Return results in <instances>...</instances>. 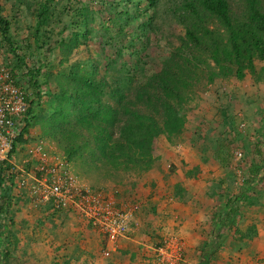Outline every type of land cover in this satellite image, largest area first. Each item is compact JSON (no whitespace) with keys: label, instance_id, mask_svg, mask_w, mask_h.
<instances>
[{"label":"rangeland","instance_id":"1","mask_svg":"<svg viewBox=\"0 0 264 264\" xmlns=\"http://www.w3.org/2000/svg\"><path fill=\"white\" fill-rule=\"evenodd\" d=\"M40 1L0 0L3 15L11 23L12 40L16 43L14 51L0 33V63L14 68L22 85H28L24 77L27 71L25 65L41 69L39 80L43 97L36 109L38 119L30 128L32 139L43 137L64 153L62 145L54 140L57 137L55 133H46L44 124L57 99L65 98L77 85L74 73H80V70L85 79L92 77L96 83L107 82L103 96V113L94 119L107 126L115 136L121 134L122 127L131 118L132 114L126 109L127 105L132 110L153 113L163 120V110L166 109L161 100L165 92L162 88L164 74L179 75L175 79L180 97L172 93L170 98L186 113L187 122L181 134L173 135L169 139L170 135L163 134L155 142L156 157L158 155L164 158L161 154V151H165L164 145L171 153L166 158L165 165L157 167L155 162L148 170L157 168L161 177L157 180H162L159 184L161 189L155 190V194L161 197L163 208L160 212H153V218L149 217L152 223L146 234L151 241L148 244H154L153 248H149L153 250V254L148 252L144 244L146 249H143L142 255L136 250L138 246H131L128 250L120 247L122 239L133 238L136 215L130 222L126 235L118 237L112 244L104 233L79 217L71 208L56 212L36 192L13 186L11 195L14 200L11 213L8 214L10 218L6 223L0 221L1 225L5 223L8 227L5 230L0 225L1 264H112L113 251H120V256H124L132 264L142 263L147 252L149 255L146 258L154 260L148 264H160L156 257V248L171 235L180 237L185 259L186 238L183 233L186 235L187 232L198 231L200 235L207 237L212 226L211 217L217 205L241 191L247 167L257 156L259 149L264 156V60L255 56V64L262 77L260 80H256L249 70L242 80L233 73L220 72L209 52L190 40L182 20L193 23V29L200 31V35L205 31L202 24L196 22L194 15L188 12L181 19L173 17L167 10L168 5H165L167 11L162 8L160 15L154 17L153 23L157 24V29L150 28L145 31L142 39H131L136 27L142 23L139 21H147L152 15L146 9L147 1L140 0H134L136 4H128V0H108L122 2L132 11L138 6L143 12L138 21H132L126 28L125 35L115 37L112 43L106 37L105 28L108 27L110 34L116 36L118 16L115 17L113 11L111 13L102 7L100 0H55L59 10L71 6L70 12L65 10L66 12L61 13L65 23L78 19L75 8L87 5L95 11L99 8L102 10L95 14L94 21H90L92 30L86 39L81 37L73 42L70 36L65 38V42L56 45L59 30L64 24L57 22L53 33L49 35L51 39L47 41L43 36L40 46H37L33 29ZM229 1L235 15L245 13L243 0ZM260 1L264 9V0ZM118 9L121 10L122 7L119 6ZM206 28L224 34L223 25L217 18L209 19ZM68 33L69 30L64 35L67 36ZM69 42L72 45L67 47ZM131 44L143 53L141 62H137L138 57L130 51ZM117 86L121 87L124 96L111 97L108 92ZM29 89L31 87L28 85L27 90ZM64 101L67 103L68 100ZM27 142L23 140L18 144L21 149L18 154L23 153L22 159ZM258 144L260 148L257 147ZM82 152L80 158L72 161L79 181L92 189L100 188L101 193L113 199L121 209L136 202L140 203V212L144 203L141 202L139 192L128 188L124 190L123 186H131L135 182L132 178L142 177L148 171L114 168L94 161L91 149ZM177 169H180L179 172ZM176 174L184 175V182L171 178L176 177ZM3 192L0 189V195ZM180 206V210L185 212L184 217L177 212L179 209L176 207ZM63 214L74 215L78 221L86 223V230L92 231V234L79 240L87 245L86 250L80 248L82 251L78 250L77 254L72 255L61 250L65 245L71 246L78 242L77 236L76 239L66 237L61 242L55 238L58 225L55 219ZM234 218L232 230L227 231L236 234L237 237L232 234L230 236V241L236 248L240 245L238 243L244 241L237 231L244 232L249 223L255 224V220L264 228V181L254 187L250 200L243 201ZM194 220L197 223L190 225ZM204 244L205 242L201 245ZM78 245L75 244L77 247ZM132 249L136 252L131 255ZM115 256L118 257L116 254Z\"/></svg>","mask_w":264,"mask_h":264},{"label":"trees","instance_id":"2","mask_svg":"<svg viewBox=\"0 0 264 264\" xmlns=\"http://www.w3.org/2000/svg\"><path fill=\"white\" fill-rule=\"evenodd\" d=\"M140 1H147L146 9L150 10L152 15L147 21H139V23H142L136 27V30L130 36L131 39H135V37L142 39L145 36V31L150 30V28L157 29L158 26L153 23V20L155 16L158 17L160 15L162 8H164L163 11L168 10L173 17L179 19L186 16L185 13L188 12L194 15L196 22L199 21L205 30L200 35V31L193 29V23L182 20L186 25L188 37L193 41L194 45L199 44L209 52L211 60L214 61L220 72L233 73L238 79L242 80L247 76L246 71L249 70L256 80L262 78L255 64V56L264 60V9L260 0H243L245 13L240 16L235 15L229 0H164L165 3H163V0ZM100 3L102 7L111 11V13L113 11L115 17L118 16L116 36L110 34L108 27L105 28L109 43H112L115 37L125 35L124 32L130 23L138 21L143 13L138 6L132 11L127 8L126 4H122L119 1L114 3L108 0H100ZM130 3L136 4V1L128 0V4ZM165 5H168L167 10ZM119 6L122 7L121 10L118 9ZM70 7H63L62 10H59L55 0H41L39 2L33 29L34 41L37 46H40L43 36L47 41L51 39L49 35L53 33L57 22L64 24L59 30V38L55 41L56 45L61 44L63 41L65 42V38L70 36L73 42L81 37L84 39L88 37L92 30L90 21L95 20V14H99L102 8L96 11L87 5L75 8L74 12L78 19L74 22L65 23L61 13L63 11L70 12ZM211 18L219 19L223 25L224 34L221 35L214 29L206 28V23ZM68 30V35H64ZM10 32L11 23L3 15L0 5V33L11 48L16 51V43L12 40ZM71 45V43L67 44V47ZM130 47V51L138 57L137 62H141L143 53L132 46V44ZM25 66L27 71L24 77L33 94L28 113L29 120L24 133L30 130L35 120L37 121L38 114L36 109L43 97L41 93L42 85L39 80L41 75L40 67ZM92 70H95L94 67H92ZM79 72L77 74L74 73L77 85L73 87L69 94H66L65 98L57 99L48 115L49 118L45 119L47 124V126L44 124L45 132L55 133L57 137L54 140L62 145L63 154L71 162L80 158L83 150L91 149L93 160L100 161L105 165L126 171L133 169L148 171L151 169L157 160L155 155L156 139L163 134L170 136L179 135L186 127V113L174 104L170 98L172 93L180 97L177 90L178 84L175 79L179 75L177 73L162 75L165 80L162 88L165 89V92L161 100L166 106V109L163 110V120L158 119L153 113L147 114L132 110L126 104V109L130 110L132 114L131 118L122 127L121 134L115 136V133L109 130L107 126L94 119V117H98L103 113V106L105 105L103 96L104 92H106L105 86L107 82L96 83L92 77L85 79L84 73L81 70ZM17 79L20 83V79ZM108 93L111 97L124 96L119 86ZM156 98L159 99L158 95H156ZM64 100H68L67 103ZM23 140L24 137L21 134L17 138L11 154L16 152L17 143ZM257 147L260 148V144ZM256 155L247 167L241 191L219 203L212 214L209 238L203 245L204 255H202V259L204 264H209L213 254L227 242L231 234L237 237L235 233L227 231V229L232 230L234 226V214L239 211L244 200H250L254 187L264 181V156L260 149ZM11 196V190L5 191V193L0 195V221L3 220L5 223L10 218L8 214L11 213ZM60 212L63 211L61 210ZM5 223L3 225L0 223V225L2 228L5 227V230H8ZM237 233L243 240H251L257 236L258 230L256 224L249 223L244 232L239 230Z\"/></svg>","mask_w":264,"mask_h":264},{"label":"built area","instance_id":"3","mask_svg":"<svg viewBox=\"0 0 264 264\" xmlns=\"http://www.w3.org/2000/svg\"><path fill=\"white\" fill-rule=\"evenodd\" d=\"M32 94L27 85L19 83L14 68L0 63V189L5 193L15 186L36 192L56 212L71 208L113 244L126 235L140 203L119 208L100 188L92 189L80 182L72 162L53 143L40 136L32 139L30 130L24 133ZM21 134L29 143L24 158L18 162L16 152L11 151ZM181 244L178 235L166 237L156 248L158 262L179 264L184 260Z\"/></svg>","mask_w":264,"mask_h":264},{"label":"crops","instance_id":"4","mask_svg":"<svg viewBox=\"0 0 264 264\" xmlns=\"http://www.w3.org/2000/svg\"><path fill=\"white\" fill-rule=\"evenodd\" d=\"M30 134H31V131H30ZM169 138H171V136L168 137V139ZM24 140H27V139H24ZM27 141L28 142L26 143V146L29 143V140H27ZM164 149H165V151H161V154L164 156V158L158 157V155H157L158 159H157L156 165H155L157 167L159 165L160 166L165 165L166 158L169 156V153H171L167 149L166 145H164ZM20 150L21 149L18 148L16 151L17 153L15 154V156L17 155L16 158H17L18 162L22 161L23 153L18 154L20 152ZM179 170L177 169V172H179ZM159 174L160 173L157 171V168H154V169L148 171L147 173H145V175L142 177L132 178L133 180H135V182L133 184H131V186H127V185L123 186V188H125L124 190H127V188H128V189H132V190L139 192L140 197H141L140 199H142L141 202L144 203L140 212L138 211V214L136 216V223H135L136 225H135V227L133 229V233H132L133 238L132 237H131V239L127 238L128 240L122 239L120 241V244H121L120 247L124 248V250L131 249V246H138V248L136 250L141 255H142L141 252H143V249L145 250L146 248L148 249V252H151L153 254V250H150L149 248H153L154 244L153 245L148 244L151 241L148 240V237L146 234H147L148 228L151 226V223H152L151 220L149 219V217L153 218L152 215L155 212L157 213V210H159L158 212H160L161 208H163L162 202L160 199L161 197H159L158 195L155 194V190L161 189V188H159V184L162 183L161 182L162 180H160V179H159L160 181L157 180V178H161ZM175 176L176 177H171V178L177 179V181L179 180L181 182H184V179H185L184 175L176 174ZM121 185H123V184H121ZM149 205H152L151 209H148ZM176 208L179 209V210H177V212L184 217L185 212L180 210V208H182V207L180 206V207H176ZM193 218L194 217H192L191 219H193ZM187 219H188V217H187ZM255 221H256L255 224H257L256 226H257V230H258L257 236H255L251 240L245 239L243 242L238 243L240 245L236 248L233 246V243H231L230 238H229L227 240V242L217 252H215L213 254L209 264H264V228L262 227L260 222H258L257 220H255ZM55 222L58 224L57 228L55 230V232L57 233L55 238L59 242L64 240L66 237L68 239H72V238L76 239V236H77V238H78V242H75L73 245L63 246V248L61 250H64L66 254H69V255L77 254V251L81 250L80 248H83L85 250L88 248L86 244H82L79 242L81 237H85L88 234H92V231L86 230V228H85L86 223L85 222L78 221V219H76V217L74 215H71V214H63L61 216H58V218L55 219ZM195 223H197L196 220L191 222L190 225H193ZM60 227H63V228L60 229ZM210 230H211V226H210V229L208 231L207 237L200 235L198 233V231H195L193 233L187 232L186 235L182 232L186 238V246H185L186 247V254H185V259L182 260L179 264H204V260L202 259V255H204V253H203L204 246L201 244H203L209 238ZM203 239H205V240L203 241ZM152 240L154 242V239H152ZM75 244L76 245L79 244L78 247L75 246ZM143 244L146 246V248L144 247ZM59 250H60V248H59ZM136 250L132 249L131 255L133 254V252H136ZM113 253H114V261H112L113 262L112 264H129V263H131L124 256H120V254H119L120 251H118V252L113 251L112 254ZM115 254L118 257H116ZM145 255L148 256L149 254H147V252H146ZM134 256L140 257L139 255H134ZM147 256H145V258L143 259V262L140 264H148V262H150V261L154 262V260L146 258ZM121 257H124V259L121 260ZM254 257L256 259H254Z\"/></svg>","mask_w":264,"mask_h":264},{"label":"clouds","instance_id":"5","mask_svg":"<svg viewBox=\"0 0 264 264\" xmlns=\"http://www.w3.org/2000/svg\"><path fill=\"white\" fill-rule=\"evenodd\" d=\"M43 138V137H42ZM19 144V143H18Z\"/></svg>","mask_w":264,"mask_h":264}]
</instances>
